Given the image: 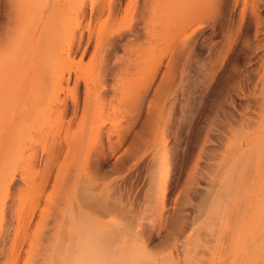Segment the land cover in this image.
<instances>
[{
    "label": "rangeland",
    "instance_id": "rangeland-1",
    "mask_svg": "<svg viewBox=\"0 0 264 264\" xmlns=\"http://www.w3.org/2000/svg\"><path fill=\"white\" fill-rule=\"evenodd\" d=\"M8 1L0 264H264V0Z\"/></svg>",
    "mask_w": 264,
    "mask_h": 264
},
{
    "label": "bare ground",
    "instance_id": "bare-ground-1",
    "mask_svg": "<svg viewBox=\"0 0 264 264\" xmlns=\"http://www.w3.org/2000/svg\"><path fill=\"white\" fill-rule=\"evenodd\" d=\"M1 1V0H0ZM19 2H20V0H18ZM21 1H23V0H21ZM38 1H41V0H30V2H32V4H35L36 2H38ZM26 2L28 3V0H26ZM15 3H16V0H9L8 1V5L9 6H11V7H13L14 5H15ZM17 4V3H16ZM17 12V14H18V11H16ZM1 15H3V16H6V14L4 13V12H2L1 13ZM17 16V15H16ZM21 16V15H20ZM19 15L17 16V17H20ZM3 33H0V36L2 35ZM5 65V64H4ZM5 69V67L3 68V69H1L0 71H2V70H4ZM18 150V149H17ZM17 150H16V152H17ZM18 154H20L19 153V150H18V152H17ZM16 154V153H15ZM17 156H20V155H16V157ZM15 157V158H16ZM17 159H20L19 157H17ZM16 159V160H17ZM15 160V161H16ZM2 162V160L0 161V163ZM1 167V166H0ZM15 169V168H14ZM13 172H14V170H12ZM8 173L9 172H7L6 174L4 173L3 175H1V177H0V183H1V185H3V181H4V179H5V175L7 176L8 175ZM2 189V188H1ZM1 216V215H0ZM1 238V237H0ZM14 258V257H13ZM14 262V261H13Z\"/></svg>",
    "mask_w": 264,
    "mask_h": 264
}]
</instances>
